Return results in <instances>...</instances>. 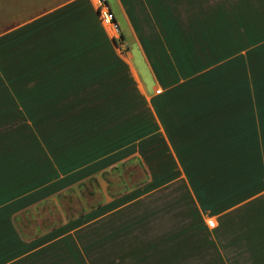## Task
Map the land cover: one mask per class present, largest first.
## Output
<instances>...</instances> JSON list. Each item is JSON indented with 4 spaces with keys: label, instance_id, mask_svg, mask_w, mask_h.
<instances>
[{
    "label": "crops",
    "instance_id": "0c3cea01",
    "mask_svg": "<svg viewBox=\"0 0 264 264\" xmlns=\"http://www.w3.org/2000/svg\"><path fill=\"white\" fill-rule=\"evenodd\" d=\"M95 2L57 9L61 49L50 66L35 63L40 78L31 86V95L45 86L56 96L39 123L27 89L21 106L32 130L0 154V264H92L109 233L140 229L147 210L169 252L173 245L192 255L173 264H264V0H116L118 39ZM227 5L232 70L211 80L208 68L179 66L206 44V32L224 29ZM130 39L152 74V94L130 62ZM118 41L128 44L127 58ZM131 160L149 178L113 197L107 175ZM215 237L242 261H204Z\"/></svg>",
    "mask_w": 264,
    "mask_h": 264
},
{
    "label": "rangeland",
    "instance_id": "374dc122",
    "mask_svg": "<svg viewBox=\"0 0 264 264\" xmlns=\"http://www.w3.org/2000/svg\"><path fill=\"white\" fill-rule=\"evenodd\" d=\"M75 1L79 0H0V154L2 157L10 149L11 137L18 139L28 135L29 130H32L30 122L25 117V109H22L21 106L22 103L26 104L27 89L29 90L28 97L32 96L33 101H35L36 109L34 113L38 115L39 123L47 113L42 105L46 107V103L49 102L48 96L52 99L56 96L53 93L49 95L47 91L43 90L45 86L40 94L31 95V86L37 87L40 78L34 71L36 70L34 67L35 63H41L42 61V64L50 66V57H54L56 55L54 53L61 49L63 41L59 36L57 37L59 29L57 24L59 12L57 9ZM93 1L95 2V0ZM107 1L109 6L121 18L116 0ZM214 9L218 8L213 7L210 10ZM56 12L58 16L55 15ZM224 18V29L220 27V30L206 32V44L203 47L195 45L190 52V57H186L187 60L182 58V61L178 63L179 66L185 67L187 65L188 67L192 64L190 66L194 67L195 70L206 69L207 66L208 70L204 72L203 76L207 75L211 80L213 79L211 76L214 73L216 75L219 70L227 72L232 70L234 53L233 14L228 5ZM121 25L123 26V23ZM122 43L118 41V49L124 52L127 58L128 44L122 46ZM128 43L130 52L136 55V59L130 60V62L138 71L139 79L146 86V92L152 94L155 86L152 74L137 51L133 40L130 39ZM146 47L149 50L150 47ZM74 50H77L76 47H74ZM159 50L160 54L167 57V46L160 43ZM45 78L47 83L53 82L51 78ZM71 81L68 79L67 82ZM131 82L134 84L133 79L130 77L127 84L131 85ZM26 83L30 87H26ZM127 84L125 83V85ZM46 88L48 89V87ZM66 88H69L68 84ZM18 89L22 91L18 95L19 98L16 94ZM51 92H57V88H53ZM52 120L56 121L58 119L55 117ZM122 168H124L123 171L121 168L119 170L115 169L107 175V180L112 182L110 192L113 197L121 195L127 188L137 186L149 178L140 161H127ZM171 177L170 174L162 176V182L170 180ZM182 197H184V194ZM166 210H169V207ZM132 214L134 215V213ZM153 215L152 210L146 211L144 217H150L147 221L140 223V229L129 231L127 226L129 224H126L123 231L117 229L109 233L107 243L102 242L103 245L99 243L97 251L92 254V264H173L183 263L187 260L190 262L192 255L184 258L185 255H181L182 250L173 247V245L171 246L172 252H169L171 242L157 235V231L154 229L155 219ZM168 217L171 216L168 215ZM168 223L170 221L166 219L167 226ZM220 240L216 237L212 238L210 253L206 254L205 258L203 257L204 261L210 263H217L222 260L227 262L242 261L241 258L238 260L234 254H223L224 250L219 245ZM222 241L225 242L223 239ZM190 247L191 240L187 244V249Z\"/></svg>",
    "mask_w": 264,
    "mask_h": 264
},
{
    "label": "built area",
    "instance_id": "2783aa9c",
    "mask_svg": "<svg viewBox=\"0 0 264 264\" xmlns=\"http://www.w3.org/2000/svg\"><path fill=\"white\" fill-rule=\"evenodd\" d=\"M99 18L102 25L111 33L113 39H118L121 35V27L116 21V17L112 12L107 0H96Z\"/></svg>",
    "mask_w": 264,
    "mask_h": 264
},
{
    "label": "trees",
    "instance_id": "16d2710c",
    "mask_svg": "<svg viewBox=\"0 0 264 264\" xmlns=\"http://www.w3.org/2000/svg\"><path fill=\"white\" fill-rule=\"evenodd\" d=\"M99 15V14H98ZM234 54V53H233ZM206 68H207V66H206Z\"/></svg>",
    "mask_w": 264,
    "mask_h": 264
}]
</instances>
